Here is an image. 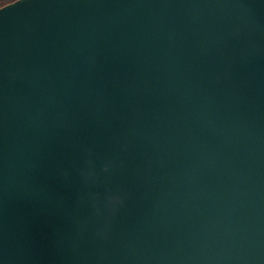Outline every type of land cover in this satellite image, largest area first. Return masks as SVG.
<instances>
[{
	"label": "water",
	"instance_id": "water-1",
	"mask_svg": "<svg viewBox=\"0 0 264 264\" xmlns=\"http://www.w3.org/2000/svg\"><path fill=\"white\" fill-rule=\"evenodd\" d=\"M0 264H264V0L0 8Z\"/></svg>",
	"mask_w": 264,
	"mask_h": 264
},
{
	"label": "rangeland",
	"instance_id": "rangeland-1",
	"mask_svg": "<svg viewBox=\"0 0 264 264\" xmlns=\"http://www.w3.org/2000/svg\"><path fill=\"white\" fill-rule=\"evenodd\" d=\"M15 1H17V0H2V1H0V8L6 6V5L10 4V3H13Z\"/></svg>",
	"mask_w": 264,
	"mask_h": 264
},
{
	"label": "flooded vegetation",
	"instance_id": "flooded-vegetation-1",
	"mask_svg": "<svg viewBox=\"0 0 264 264\" xmlns=\"http://www.w3.org/2000/svg\"><path fill=\"white\" fill-rule=\"evenodd\" d=\"M0 1H2V0H0Z\"/></svg>",
	"mask_w": 264,
	"mask_h": 264
}]
</instances>
